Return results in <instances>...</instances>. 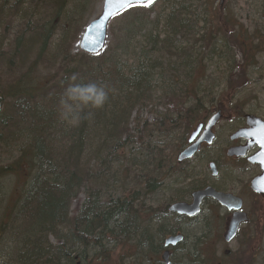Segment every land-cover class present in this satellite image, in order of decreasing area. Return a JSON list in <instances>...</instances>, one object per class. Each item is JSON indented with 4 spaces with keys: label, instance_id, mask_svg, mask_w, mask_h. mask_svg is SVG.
Masks as SVG:
<instances>
[{
    "label": "trees",
    "instance_id": "1",
    "mask_svg": "<svg viewBox=\"0 0 264 264\" xmlns=\"http://www.w3.org/2000/svg\"><path fill=\"white\" fill-rule=\"evenodd\" d=\"M89 1L0 0V67L11 78L2 84L0 78V153L8 158L0 161V258L5 264H106L108 252L130 245L136 247V260L159 264L167 230L164 221L155 232L149 223L161 219L163 208L156 213L143 200L160 187L158 176L170 169L173 158L155 146L143 150L138 168L141 154L125 152L130 116L135 112V128L148 137H163L176 125L186 136L213 102L212 96L197 93L200 86H214L204 81L207 64L223 61L219 78H231L244 53L264 39V27L261 36L249 38L240 25L226 32L216 24L215 13L205 10L212 18H200L206 14L193 12V0L192 7L166 0L168 7L161 5L153 15L155 0L121 14L113 49L96 56L71 53ZM12 20L19 22L14 30ZM72 74L82 84L105 85L109 99L70 127L59 120L58 101ZM160 102L184 109L161 115L152 125L141 123L139 115L148 108L156 114ZM186 139L180 140L181 148ZM133 168L139 175L127 187L129 177L120 180V174ZM110 183L122 192L113 193ZM14 186L18 192L9 193ZM81 191L85 201L73 217L70 207ZM196 259L185 248L179 261L196 264Z\"/></svg>",
    "mask_w": 264,
    "mask_h": 264
},
{
    "label": "rangeland",
    "instance_id": "2",
    "mask_svg": "<svg viewBox=\"0 0 264 264\" xmlns=\"http://www.w3.org/2000/svg\"><path fill=\"white\" fill-rule=\"evenodd\" d=\"M102 1L103 0L89 1V8L85 12L83 18L85 19V25L93 21L100 15L102 11ZM168 1L171 2V0ZM178 1L179 3L180 1H182V3H184L188 7L190 5L191 7L193 6L192 0ZM193 3L194 6L192 10L195 14H202V12L206 14L205 16H200V18H212L211 16L208 17L206 11H209L210 14L215 13L217 15V11H213V9L211 8L212 6L207 4V0H193ZM261 3L262 0L242 1L238 5V7L233 9V12L235 14L234 21L236 22L232 23V25L229 24L226 27L224 25H221L222 28L225 29V31L227 32L228 30H231L233 26L240 25L244 27V29L246 30L245 34H247L249 38L252 35L260 36V32H262V28L264 27V17L262 15L260 16L261 12L264 13V11L262 10L263 6L261 5ZM153 5V9L155 10L153 15H155V12L160 9L161 5H163L164 8L168 7L166 0H156ZM123 18L124 17L122 15H119L115 17V19L110 23L108 28L109 33L107 37V42L103 52L116 47L113 39L116 36H119V25L120 21ZM12 22L13 25L10 29L14 30L15 27H18L19 22L13 20ZM216 24H218L217 21ZM255 30L258 31L255 32ZM2 36L3 35L0 34V39H2ZM79 37L80 35L75 41L76 43L72 46L71 53L78 52ZM10 38H12V35L10 36ZM221 63H223V61H221ZM221 63L217 60L209 65L207 64L206 70H208V72L204 77V81L207 83V85L214 84V86L209 88V90L213 92L214 96L212 97L215 101L214 105H210L208 110L204 111L202 114L200 113V116L198 117H205L206 120L218 108L216 100H218L217 102H219L223 99L221 103L223 104V107L228 109V112L229 114H231L232 118L230 120H226L225 118L221 121V123L215 129V134L217 138L214 142V145L211 147V149L202 151L200 155L196 157L191 163L183 166H177L176 158L178 153L182 149L180 147V140L188 136L189 132H191L192 130H190L185 136V134L183 133V127H177L176 125L175 129L171 130L168 133H165L163 137L154 136L151 138L148 137V135H146V133L144 132L139 133L135 128V112L132 113V115L130 116L131 124L127 128V130L130 131V143L127 145L125 152L131 150L136 152V154H141L139 161L136 162L138 163V168H140V166L141 168L143 167V162L145 160L144 156H142L143 150H152V148L154 149L155 146L157 148H163L167 150L168 152H166L165 154H168L170 158H173V165L170 167V169L167 172L163 173L161 176H158L159 182L162 185L155 189V191L153 192L154 194L149 196L146 195L147 198L143 200V206L150 207L151 209L155 210L156 213L160 211L157 209H160V207L164 208L169 204V192L174 194V192H178L179 189L180 192H184L186 185L189 184V180H195V182L198 183L197 185H200L201 183L199 182L201 181L209 182L210 178L208 171V163H210L211 160L218 162V170L220 171L221 182V184L218 185L221 186L223 184L231 182L237 177L240 181L244 180L245 182L248 178L257 175V170L249 166H245V173H243L242 175H240L241 173H233V167L231 165V168L229 166L225 167V165L228 164L226 162V159H224V152L226 150V144L228 142L229 135L232 134L235 129L241 126V120L243 119L244 115L257 114L264 118V39H262L258 47H254L252 45V47L249 48V51L244 53L243 63L237 66V70H235V73L233 74V76H231V78H229V76H227L224 80L219 78V71L221 70L219 67H222ZM41 68L43 69V67ZM43 72L45 73V71ZM0 78H3L1 84L3 83V81L6 80L5 78H10L9 76H7V73H4V71H2L1 67ZM198 78L199 77H196V79ZM203 87L200 86V90L197 92L198 94H204L203 90L206 88ZM181 104L185 105L186 108L190 105L189 103L184 102H181ZM156 106L157 107L153 109V111L157 112L156 114L152 115L150 112H148V110L150 111V108H148L147 110L143 111L141 115H139V120L141 123L147 122L148 124L152 125L154 122L158 121L157 119L162 118L161 115L168 114L171 116H175L176 112L180 113L181 110L184 109L177 108V106L175 104H172L171 102H160L157 103ZM139 127L141 128L140 124ZM139 127L138 129L139 131H141ZM178 147H180L181 149H179L177 154H175L176 150L174 149ZM171 149L173 150L172 152ZM7 159L8 158L4 154L0 153V161H2V163H6ZM227 168H229L230 171H227ZM137 172L138 170L136 168L129 170L128 173H125L123 171V173L120 174L122 175L120 177V180H122L124 176H128V185L126 186L129 187L131 183L130 180L133 179L134 174L136 173L139 175V173ZM182 175L188 176L189 180L184 181V179H182ZM109 187H112L111 183ZM16 189L17 186H14V189H12V191H9V193L13 192L14 194H16L18 192ZM111 190L113 191V193H116V195L122 192L119 186H114V188H111ZM242 197L246 213L251 215V222H248L247 225H244V227L238 234L235 242L226 245L223 243L221 235L223 234V226L225 221L222 215L218 214L217 212H214V208L210 209L211 213L209 214V218L211 217L212 226H210L209 231H206V233H202L199 230H197V232L192 231V227L187 229L185 235L187 236L188 244H185V247L186 249H189L191 251L193 250V253L197 255V263L202 262L204 264H264V202L260 201L259 198L256 199L255 197H253L251 193L248 192L247 188L245 192L242 193ZM84 201L85 195L84 192L81 191L70 207V211L73 217L76 216L78 209L81 207ZM162 221L163 220L161 219L150 221L149 229L152 232H155L157 226ZM195 239H199L197 245L193 244L195 242ZM131 244L134 243L131 242ZM196 246L199 251L197 250ZM226 251L228 252L227 254H225ZM139 255L140 254L138 253L137 256ZM160 255L161 253L159 252L156 257V261L158 262L160 261ZM152 256L153 255H151V257ZM106 257L108 259L106 264H116L117 262L119 263L120 258L125 257L127 259L123 264H147V261H144L143 257L137 258L136 260V247L131 245L126 246L124 248L117 247L116 250L108 252V254H106ZM179 260L180 253H175L174 257L171 259V263L181 264L180 261L182 260Z\"/></svg>",
    "mask_w": 264,
    "mask_h": 264
},
{
    "label": "flooded vegetation",
    "instance_id": "3",
    "mask_svg": "<svg viewBox=\"0 0 264 264\" xmlns=\"http://www.w3.org/2000/svg\"><path fill=\"white\" fill-rule=\"evenodd\" d=\"M244 0H207V4L211 5L213 11H217V22L220 25H224L225 27L228 26L229 24L232 25V23L236 22L234 21L235 18V14L233 12V9H235L236 7H238V5ZM246 2V1H245ZM261 5L263 6L262 10L264 11V0H262ZM206 6V3H205ZM264 17V13L261 12L260 16ZM228 32V31H227ZM218 100H216L217 103V109L215 110V112H218L220 114V121L217 122L213 128V141L211 142L210 145H207L205 142H202L199 145L198 151L195 153V155H193L191 158H189V160L184 161L181 164H178L179 166H183L186 164L191 163L196 157H198L200 155V153L202 151L205 150H209L211 149V147L214 145V142L216 141V134H215V129L216 127H218V125L221 123V121L223 119L226 118V120H230L231 114H229L228 109H226L225 107H223V104L221 103L222 100H220L219 102H217ZM246 115H251V116H255L259 119H261L264 122V118H262V116L257 115V114H246ZM243 116V119L241 120V126L237 129H235L234 132H232V134L229 135L228 138V142L226 144V150L224 152V159H226V162L231 168V166L233 167V173L235 174H239L242 175L243 173H245V166H249L252 167L253 169L257 170V175H259L261 173V169L258 165L253 166L249 163V157H253L256 156L257 153H259L261 151V148L257 145L252 146L250 149L246 150L244 157H240V156H236L233 155L232 157L228 156V152L229 150H243L244 147L247 144V140L246 139H241V138H236L234 136V134L239 131L242 130L246 127V120H245V116ZM242 118V117H241ZM205 120V119H203ZM208 118L204 121V122H200L199 124L203 125V128L201 130V132L196 136V139L193 143H196L199 141V137L201 136L203 130H204V125L207 122ZM254 137V136H253ZM189 145V143H185L184 144V148H187ZM183 148V149H184ZM213 164L214 165V170L211 171L210 169V165ZM231 165V166H230ZM227 171H230L229 168H227ZM208 171H209V182H199L201 183L200 185H197L198 183L192 180H189V184L186 185V188L184 189V192H180V189L178 192H174V194L169 192V204L167 206H165L163 208V211L160 212V218L164 221V223H162V225L164 226V228L167 230L166 234L164 235L163 238V244L159 250L160 253H163L164 251L169 252V256H168V261L170 262L171 259L174 257V254L176 253H183L185 247V244H188V240H187V236L185 235L187 232L188 228L193 227V225L195 223H197L199 220H202L203 217H205V215H209L211 213L210 209L214 208V212H217L218 214L222 215V217L224 218V230H223V234L221 235L222 241L224 243V235H225V230H226V224L228 222V220L233 216V214H235V211L233 210H227L226 208H222L219 204H217L213 199L211 198H203L201 203H200V207H199V212L191 217L186 216V215H177L173 212L170 211V207L171 205L174 204H179V203H183L186 205H190L193 202V196L194 193L197 192H201L202 190H205L207 188H210L211 190L213 189L215 192L217 193H222V194H229L231 196H233L234 198H238L241 200V202L243 203V197H242V193L245 192L246 188L248 190V192L251 193V195L253 197H255L256 199H260L259 196H256L255 194H253L250 191V187H251V183L253 181L254 178L257 177V175L248 178L247 181L244 182V180L240 181L237 178H235L234 180H232L229 183L218 185L221 184L220 182V171L218 170V162L211 160L210 163H208ZM215 171V173H214ZM190 178V177H189ZM259 210V209H258ZM261 210V208H260ZM241 211L243 213H245L248 217V222H251V215L246 213L245 210V206L243 203L242 209ZM165 219V220H164ZM248 224V223H247ZM245 224V225H247ZM244 227V224L239 225V228L237 230V234H236V238L231 242H235L237 239L238 234L240 233V231L242 230V228ZM170 236H182V241L174 246H170L167 249L164 248V244L167 238H169ZM199 239H195V242L193 244L197 245ZM225 244V243H224ZM197 248V246H196ZM198 250V248H197ZM199 251V250H198ZM198 253V252H197ZM228 252L226 251L225 254H227ZM149 262L151 264L152 260L149 259ZM158 263L162 264L161 261H159Z\"/></svg>",
    "mask_w": 264,
    "mask_h": 264
},
{
    "label": "water",
    "instance_id": "4",
    "mask_svg": "<svg viewBox=\"0 0 264 264\" xmlns=\"http://www.w3.org/2000/svg\"><path fill=\"white\" fill-rule=\"evenodd\" d=\"M147 4V0H136L132 5L126 4L122 2V0H103L102 3V11L97 19L89 22L87 26L84 28L82 35L79 39L78 49L81 53H86L87 55L94 56L99 54L106 43V38L108 34V25L114 19V17L122 12H124L127 8L137 7L139 3ZM0 110H1V101H0ZM219 120V114L213 116L209 119V122L205 125L203 133L199 137V141L194 143L188 148H186L177 158L179 163L184 160H189L199 148V145L202 142L210 144L213 140L212 128L215 123ZM246 124L248 127H251V130H240L234 136L236 138H246L250 142L241 150H229L228 156L232 157L233 155L243 157L245 155L246 150L250 149L252 146H259L261 151L256 154L255 157L249 159L250 163L253 165H259L262 173L257 176V178L253 179L251 183L252 192L259 194L264 199V124L261 123L258 119L253 118L251 116L246 117ZM202 126H198V128L189 136V143H193L196 139V136L201 131ZM254 136V137H253ZM211 171L214 170V165H210ZM215 173V171H214ZM212 198L222 207H226L228 210L233 209L236 214L230 219V221L226 225L225 232V241L230 242L238 229V225L241 223L247 222L246 214L238 212L241 208V202L238 199H234L232 196L227 194L216 193L213 189L207 188L202 190L201 192L194 193L193 202L188 206L183 203L175 204L170 207V211L176 213L177 215H186L193 216L199 212L200 203L203 198ZM182 236H170L166 239L165 248H168L170 245L174 246L180 243L182 240ZM169 253L165 252L161 256L162 261L165 264L168 263Z\"/></svg>",
    "mask_w": 264,
    "mask_h": 264
},
{
    "label": "clouds",
    "instance_id": "5",
    "mask_svg": "<svg viewBox=\"0 0 264 264\" xmlns=\"http://www.w3.org/2000/svg\"><path fill=\"white\" fill-rule=\"evenodd\" d=\"M77 74H72L64 85L63 93L58 101L59 120L67 126H75L91 111L103 108L109 99V92L105 85L96 82L82 84L78 82ZM11 246V242H9ZM0 264H5L0 258Z\"/></svg>",
    "mask_w": 264,
    "mask_h": 264
},
{
    "label": "bare ground",
    "instance_id": "6",
    "mask_svg": "<svg viewBox=\"0 0 264 264\" xmlns=\"http://www.w3.org/2000/svg\"><path fill=\"white\" fill-rule=\"evenodd\" d=\"M207 72H208V70H207ZM207 72H206V74H207ZM203 92H204L203 96L204 95L207 96V97L208 96H214L213 92H211L209 90V88L208 89L207 88L204 89ZM200 100H201V104H203L204 103V99H200ZM214 101L215 100L213 99L212 105H214ZM159 184H160V186L162 185L160 182H159ZM210 226H212L211 217L209 218V215H205V217H203L202 220H199L197 223H195L193 225L192 231L197 232V230H199L202 233H206V231H209ZM196 264H204V263L201 262V263H196Z\"/></svg>",
    "mask_w": 264,
    "mask_h": 264
},
{
    "label": "snow or ice",
    "instance_id": "7",
    "mask_svg": "<svg viewBox=\"0 0 264 264\" xmlns=\"http://www.w3.org/2000/svg\"><path fill=\"white\" fill-rule=\"evenodd\" d=\"M122 2L126 3V4H129V5H132L133 3L136 2V0H122ZM152 2V0H147V4H144V3H139V6H148L150 5Z\"/></svg>",
    "mask_w": 264,
    "mask_h": 264
}]
</instances>
